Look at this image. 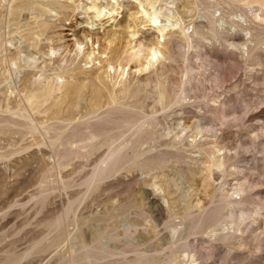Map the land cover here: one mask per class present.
<instances>
[{
	"label": "rangeland",
	"instance_id": "obj_1",
	"mask_svg": "<svg viewBox=\"0 0 264 264\" xmlns=\"http://www.w3.org/2000/svg\"><path fill=\"white\" fill-rule=\"evenodd\" d=\"M53 1L57 5L67 6L64 12L67 15L64 21L58 23L57 19L61 15L57 13L58 9H54L55 11H51L46 16V20L55 21V24L60 25L57 29L58 42L54 43L67 46L63 54L62 50H59L51 59L68 60L73 56L72 50L75 46H73V36H70L73 31L81 29L96 31L104 27L108 28L111 24L110 20H106L107 16L97 19L85 9L84 5H89L90 0ZM98 2L106 4L108 0H98ZM173 3L178 11L185 14H182L185 24L192 23L194 26L191 30L192 25H189V32H204L212 26L218 31L217 37L227 34V32L230 33L229 35L238 33L230 28V23L236 20L233 17L237 16L235 14L238 12L237 4L230 0H174ZM77 5L78 7H76ZM4 6H6V2L0 0V9ZM186 10L189 13H186ZM255 10L252 8L251 12L254 13ZM26 14L23 12L21 18H25ZM121 16H124V12L119 14L118 18ZM210 21H213L214 24L210 25ZM23 22L21 21L20 24L22 25ZM13 29L9 27L5 30V33H9L5 39H12V46H8L11 51L16 49L20 51V64L24 63V68L11 73L10 78L13 82L9 78L4 85L17 83L27 68L31 70L36 64L42 63L44 59L48 62H46L47 64L50 63V67L55 68L56 63L49 61L48 56L44 54V49L34 50L26 47L24 39L18 37L17 34L10 33ZM143 31L147 37H153L146 27ZM214 36L213 38H215ZM213 38L210 40L211 43L207 41L200 44L201 46L198 44L195 50L189 51L187 56L189 60L184 64L181 59L176 58V63L172 64V70L176 69L178 72H173L177 75L172 72V74L169 73V76L163 75L165 78L160 77V81L163 82L164 87H168V90L172 91L173 88L179 90L178 92L173 90L174 92L172 91L171 94L184 96V102L181 106L173 108L172 115L170 114L164 119L159 117L160 121L157 119L156 128L165 134L168 126L176 124L185 127L200 121L203 126H207L209 128L207 133L196 135L195 142L204 143V147H207L206 149L211 152H215L218 147L223 148L229 157L223 171L222 169L213 171L211 186L215 188L221 186L223 189L225 188L223 192L225 193L237 182L247 180L251 186L246 190V193L241 194V197L250 195L254 199V204L249 206H258L260 209L257 210L256 215L253 214L250 219L236 229L234 232L236 239L235 242L232 241V245H229L228 242L214 241L206 235L209 233L207 227L210 226L211 220L204 222L205 225L202 232L197 235L198 237L192 233L188 234L185 237L188 239L184 240L197 251V255L199 252L207 253L210 251L211 245H217V248L211 249V257H203L200 263L196 261V264H264V44L257 46L259 55L262 56L259 57V60L253 57L246 60L245 57L241 58L238 55L236 49H225V45L222 46L220 41L221 44L215 43ZM197 39V35H194L193 40ZM46 45L48 42L42 37L39 46L42 48ZM67 50H70L69 54L66 53ZM30 63L32 67H29ZM187 65L192 67V72L190 75L186 73L184 79L182 72L185 71ZM59 66L61 69L66 67L67 62L59 63ZM80 67L84 71H89L90 65L83 66L81 63ZM178 67H181V70ZM179 70L182 72L180 73ZM164 74L168 75V72L165 71ZM168 77L170 80L177 78L176 81L174 80L175 84L178 83L177 87L170 85L174 83L168 80ZM217 79L220 84L217 83ZM152 86L148 85L146 88ZM146 88L144 87L145 90ZM145 90L141 93L142 95L147 94ZM84 107L85 101L82 100L75 107L76 109H72L75 118L84 111ZM180 107L182 108L180 109ZM223 113L226 114L225 119L219 120ZM156 116L147 117L145 121L152 120ZM159 116L161 115L159 114ZM181 127L175 132L179 131ZM6 137L8 138V136ZM12 137L13 139L9 137L11 142L9 139H4V136L0 137V146L3 147V149L0 148V154L4 153L5 149L6 153L13 150L14 146H19V150L15 148L16 151L9 156L10 158H5V161L0 160V264H122V257L131 260L135 255L162 254L161 250H164L165 253L169 241H175L179 237L183 238L187 231L188 219L184 218V220L177 213L182 205L180 201L186 197L189 187L198 189L195 193L193 192L194 194L191 193L190 201L194 200L199 205L202 203L203 208L209 210L221 203L217 202L219 199L216 196L210 197V188L201 190L203 187L200 185L199 179L196 178L193 182L188 180L187 173L195 172L196 169L201 168L198 162L203 160L205 155L197 153L195 149H189L190 146H182L181 144H185L184 141L180 144L181 148L178 145L177 148L167 149L171 154L173 152L172 156L176 158L167 157L168 160L166 158L167 161L164 163L150 164L149 167L125 166L124 170L111 177L94 182L96 184L92 183L93 186L91 185L92 187L88 191L85 186L94 168L93 164L84 163L83 165L82 163L72 166L77 162L74 160L75 162L67 163L64 167L63 163L57 162L54 156V158H50L51 153L49 156V149L45 145L25 147L31 140L29 135H26L30 139L29 141L26 137L24 140H19L16 135ZM17 140L18 142H16ZM43 140L47 142V138ZM8 142L16 145L13 144L12 147ZM20 145L24 146L23 149H20ZM103 150L104 148L97 149L91 158L102 154ZM155 151L157 152V150ZM219 154L221 151L217 153V155ZM72 170L78 171L75 174L72 173ZM67 173L71 174L66 177ZM91 188L93 189L90 190ZM82 191L84 192L81 193ZM229 196L231 199L238 200V196L232 195L230 192ZM78 198L81 199L79 202L76 201ZM52 223L56 225L49 226ZM218 228L224 234H232V226L230 227L228 224ZM173 229L177 230V236L172 233ZM225 230L227 231L225 232ZM93 241L95 242L93 243ZM183 241L180 240L179 243ZM106 247L109 248V251L105 249ZM91 248H93L92 251ZM98 250L99 252L107 251V254L100 257L97 253ZM121 253L124 254L120 256ZM178 257L176 262L187 261L185 260L187 258L182 255Z\"/></svg>",
	"mask_w": 264,
	"mask_h": 264
},
{
	"label": "bare ground",
	"instance_id": "obj_2",
	"mask_svg": "<svg viewBox=\"0 0 264 264\" xmlns=\"http://www.w3.org/2000/svg\"><path fill=\"white\" fill-rule=\"evenodd\" d=\"M3 1L6 2V6L0 9V137L4 136V139L10 140L9 137L13 139L12 136L16 135L19 140H24V137L29 135L31 140L26 137L30 142L25 143L27 145L25 147L45 145L49 149V156L51 153L50 158L55 157L57 162L63 163V166L74 160H77V162L72 166L82 163L83 165L84 163L93 164L94 168L85 186L87 190L93 186L92 183L111 177L124 170L125 166L149 167L150 164L157 163L160 165L164 163L168 160L167 157L176 158L172 156L173 152L171 154L167 149L177 148L184 141L185 144H181L182 146H190L189 149H195L197 153L205 155V158L198 162L201 168L196 169L195 172L187 173L188 180L193 182L196 178L199 179L201 181L200 185L203 187L201 190L210 188V197L216 196L219 199L217 202H221L220 205L207 210L201 206L202 203L199 205L194 200L190 201L191 193H195L198 189L195 190V188L189 187L186 197L180 201L182 205L181 208L179 207V213H177L183 219H188V228L186 227L187 231L183 238L179 237L175 241H169L165 253L164 250L160 249L161 252L163 251L162 254L152 256L135 255L136 257L134 256L131 260L122 257V264H196V261L200 263L203 257H211V249L217 248V245L213 244L209 247V252L204 254L199 252V255H197V251L188 245L185 241L188 238L185 237L190 233L195 237L200 234L206 220H211L210 226L207 227L209 233L206 234L205 231L203 233L214 241L228 242L229 245H232V241L236 239L234 234L236 229L243 222L250 219L253 214L256 215L257 210H260L258 206L250 207L254 204V199L250 195L241 197V194L246 193L251 184H248L247 180L237 182L225 193H223L225 188L211 186L213 171L221 169L223 171L229 157L225 154L223 148L218 147L215 152H211L206 149L207 147H204V143L195 142L196 135L207 133L209 130L200 121L193 125L189 121L191 125L185 127L178 124L168 126L165 134L157 130V119L168 117L174 111L175 106L179 107L184 102V96L171 94L174 88L172 87L173 90L170 91L167 89L168 87H164L160 77L165 78L163 75L169 76V73L172 74L173 71L177 73L176 69L172 70L176 58L181 59L184 64L189 60L187 59L189 51L195 50L198 44L210 42L214 35L215 43L220 41L223 44L222 46L225 45V49H236L241 58L245 57L247 60L253 57L259 60V57L262 56L259 55V47L257 46L264 44V0H230L238 6V14L236 13L237 16L233 17L236 20L230 23V28L241 34L229 35L230 33L227 32V34L221 33L222 35H219V37H217L218 31L212 26L204 32H200L202 29H200V33L198 31L189 32V25H192V23L185 24L183 21V15L185 14L175 8L174 0H108L106 4L100 3L98 0H90L89 5H84L85 9L90 11L93 17L97 19L107 16L106 20H110L111 24L108 28L104 27L96 31L91 29L73 31L70 36H73V46L75 47L72 48L73 56L68 60L63 58L51 59L59 50H62L63 54L67 45L64 47V44L54 43L58 42L59 33L57 29L60 25L55 24V21L49 22L46 20V16L51 11L58 9L59 12L57 13L61 16H59L57 22L64 21L67 15L64 13L67 6L57 5L53 0ZM252 8L256 9L254 13L251 12ZM187 10L186 13H189ZM23 12L27 13L24 16L25 18H21ZM122 12H124V16L118 18V15ZM42 17L44 18L41 19ZM21 21H24L22 25L20 24ZM210 22V25L214 24L213 21ZM261 23L263 25H260ZM9 27L14 28L10 33L17 34L18 37L24 39L26 47L34 50L44 49V54L48 56L49 61L56 63L55 68L50 67V63L47 64L48 62L44 59L42 63L36 64L31 70L27 68L17 83L4 85L5 81H8L11 77V73L24 68V63L20 64V51L18 49L11 51L8 48V46H12V39H5V36L9 35L8 32L5 33V30ZM145 27L148 32L153 34L152 38L144 35L143 30ZM192 28H194L193 25L190 29L193 30ZM18 30L19 32H17ZM194 35L198 37L196 41L193 40ZM42 37L45 38L48 45L41 48L39 41ZM210 37L212 38L209 39ZM69 51L67 50L66 53ZM62 62H67V66L61 69L59 63ZM31 63L29 67H32ZM81 63H83V66L90 65L89 71L82 70ZM191 68L187 65L185 71L179 70L180 73L182 72L184 79L186 73L191 74ZM165 71L168 72V75L164 74ZM171 77L173 76L171 75ZM167 79L170 80L169 77ZM173 79L176 81L177 78ZM180 79L178 80L181 81ZM184 79H182L183 82ZM174 80L170 81L174 83ZM218 80L217 83L220 84ZM220 80L222 81V79ZM11 81L13 82L12 79ZM177 84L170 85L177 87ZM181 84L184 85L185 83ZM148 85L153 86L146 88ZM148 88H150L149 91H147ZM143 89L147 92L146 95L141 94L144 91ZM82 100L85 101L84 111L79 115L77 114L78 117L75 118L72 109L77 107ZM149 101L151 102L149 103ZM151 116L156 117L145 121L147 117ZM225 116V113L221 114L219 120H224ZM179 127H181L180 130L175 132ZM173 132L175 133L165 140ZM5 136H8V138H5ZM131 137L134 138L131 139ZM45 138H47V142H44L43 139ZM13 144L15 143L11 144L12 147ZM8 147L11 148L9 145ZM22 147L24 146L20 145V149H23ZM0 148L3 149L2 146ZM15 148L19 150V146H14ZM60 148L61 150H59ZM99 148H104L103 153L91 158ZM160 148L164 149L158 150ZM14 149L6 153V149L3 151L4 153L1 152L0 160L5 161L15 153L16 150ZM152 151L155 153L152 154ZM219 151H221V154L217 155ZM44 156L46 155L44 154ZM76 172L72 170V173L76 174ZM68 174L71 173H67L66 177ZM229 192L238 196V200L231 199ZM206 197L209 198L207 195ZM80 198L75 200L79 202ZM256 204L260 205L259 203ZM69 206L71 208L70 204ZM69 210L71 211V209ZM225 224L232 226V234H224L218 228ZM54 225L56 224L52 223L49 226ZM173 230L172 233L177 236V230ZM95 240L97 241V239ZM180 240L184 241L179 243ZM105 249L108 250L109 248L106 247ZM92 250L93 248H91ZM99 250L97 253L100 257L107 254V251L99 252ZM88 251L90 250L88 249ZM122 254L124 253H121L120 256ZM181 255L187 258L185 259L186 262H176L177 257Z\"/></svg>",
	"mask_w": 264,
	"mask_h": 264
}]
</instances>
